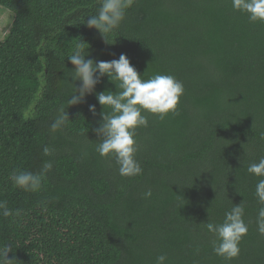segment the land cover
I'll list each match as a JSON object with an SVG mask.
<instances>
[{"label": "trees", "instance_id": "obj_1", "mask_svg": "<svg viewBox=\"0 0 264 264\" xmlns=\"http://www.w3.org/2000/svg\"><path fill=\"white\" fill-rule=\"evenodd\" d=\"M0 5L14 15L0 42V200L20 211L0 215V246H12L14 264H156L161 254L165 264H264L261 177L247 172L264 156V22L250 23L230 0H134L106 42L82 23L97 0ZM78 42L88 46L86 58L125 53L142 79L173 75L184 85L174 113H144L148 126L135 135L139 175H119L114 159L96 153L92 129L108 109L94 94L67 106L69 120L50 129L71 95L67 56ZM105 90L115 91L106 76L95 86ZM46 161L53 167L39 191L13 185L14 170L37 173ZM239 203L248 232L226 261L213 252L206 224Z\"/></svg>", "mask_w": 264, "mask_h": 264}, {"label": "clouds", "instance_id": "obj_2", "mask_svg": "<svg viewBox=\"0 0 264 264\" xmlns=\"http://www.w3.org/2000/svg\"><path fill=\"white\" fill-rule=\"evenodd\" d=\"M97 3V12L89 15L82 23L90 29H96L108 42V34L119 28L126 10L133 5L134 0H97ZM230 3L234 11L246 14L250 23L264 22V0H230ZM11 25L12 19L9 14L0 17V42L10 35ZM87 48L83 42H78L72 53L67 56L73 66L70 76L73 85L71 95L66 105L61 104L57 108L50 129L55 132L69 120L65 111L67 106L84 103L87 95L94 94L102 109H108L100 112L98 126L92 129L99 141L95 145L96 153L101 157L114 159L119 175L126 177L139 175L143 169L135 158L136 129L148 126V119L144 113L156 115L159 119H163L169 112L174 113L184 93V85L173 75L155 74L142 79V75L130 63L125 53L109 61L86 58L89 56ZM105 76L114 84L115 91L96 92L95 86ZM75 81H79V84H75ZM88 110L93 116L96 115V105L89 104ZM42 151L45 156L52 154L48 146H44ZM52 167V162L46 161L37 173L14 170L10 174V179L14 186L25 192H36L40 190L47 172ZM247 172L261 177L255 185V197L261 205L256 224L258 233L264 236V156L250 163ZM151 195V189L143 193L144 198ZM244 211L242 203L233 205L225 212L222 222L206 224L208 232L215 237L212 243L213 252L226 261L238 257L239 244L247 235L248 225L243 219ZM0 215L18 216L20 211L14 212L8 208L6 201L0 200ZM12 251L9 244L0 246V264H14L16 259L8 258V253ZM166 260V254L158 255L156 264H165Z\"/></svg>", "mask_w": 264, "mask_h": 264}, {"label": "rangeland", "instance_id": "obj_3", "mask_svg": "<svg viewBox=\"0 0 264 264\" xmlns=\"http://www.w3.org/2000/svg\"><path fill=\"white\" fill-rule=\"evenodd\" d=\"M5 14H9L13 21V17H14L13 13L9 11L7 8L0 5V17H3Z\"/></svg>", "mask_w": 264, "mask_h": 264}]
</instances>
